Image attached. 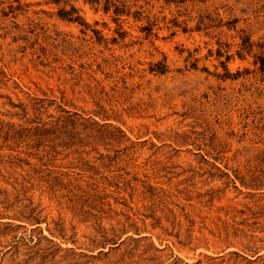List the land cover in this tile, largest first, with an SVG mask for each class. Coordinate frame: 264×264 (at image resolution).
<instances>
[{
    "label": "rangeland",
    "instance_id": "1",
    "mask_svg": "<svg viewBox=\"0 0 264 264\" xmlns=\"http://www.w3.org/2000/svg\"><path fill=\"white\" fill-rule=\"evenodd\" d=\"M127 4L0 0V264H264V0Z\"/></svg>",
    "mask_w": 264,
    "mask_h": 264
},
{
    "label": "trees",
    "instance_id": "2",
    "mask_svg": "<svg viewBox=\"0 0 264 264\" xmlns=\"http://www.w3.org/2000/svg\"><path fill=\"white\" fill-rule=\"evenodd\" d=\"M91 3L100 4L103 2V8L106 11H109L111 8H114L113 11L116 15L120 16L122 14H129L130 13V6L127 4V0H87ZM171 1V0H168ZM77 9L73 6L70 10L62 9L60 10V14L64 17H68L69 19L77 20L79 16H73V12ZM167 70L165 64L163 65L162 69H159L160 72H165Z\"/></svg>",
    "mask_w": 264,
    "mask_h": 264
}]
</instances>
